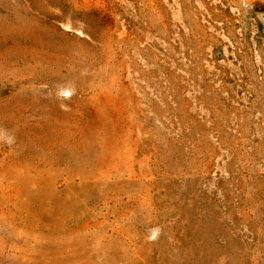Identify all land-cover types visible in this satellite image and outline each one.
I'll list each match as a JSON object with an SVG mask.
<instances>
[{
	"label": "rangeland",
	"instance_id": "374dc122",
	"mask_svg": "<svg viewBox=\"0 0 264 264\" xmlns=\"http://www.w3.org/2000/svg\"><path fill=\"white\" fill-rule=\"evenodd\" d=\"M0 264H264V0H0Z\"/></svg>",
	"mask_w": 264,
	"mask_h": 264
},
{
	"label": "trees",
	"instance_id": "16d2710c",
	"mask_svg": "<svg viewBox=\"0 0 264 264\" xmlns=\"http://www.w3.org/2000/svg\"><path fill=\"white\" fill-rule=\"evenodd\" d=\"M206 212H207V211L203 210V211H202L203 214H200L201 217H204V215L206 214ZM224 215L226 216V217H225L226 224H227V223H230V222H227V218H230V215H228V213H224ZM227 216H228V217H227ZM230 219H231V218H230ZM222 241H224V240H222Z\"/></svg>",
	"mask_w": 264,
	"mask_h": 264
}]
</instances>
